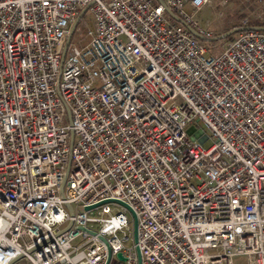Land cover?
<instances>
[{
	"label": "built area",
	"instance_id": "1",
	"mask_svg": "<svg viewBox=\"0 0 264 264\" xmlns=\"http://www.w3.org/2000/svg\"><path fill=\"white\" fill-rule=\"evenodd\" d=\"M215 2L0 0V264H137L118 202L140 264H264V0Z\"/></svg>",
	"mask_w": 264,
	"mask_h": 264
},
{
	"label": "rangeland",
	"instance_id": "2",
	"mask_svg": "<svg viewBox=\"0 0 264 264\" xmlns=\"http://www.w3.org/2000/svg\"><path fill=\"white\" fill-rule=\"evenodd\" d=\"M217 3L218 0H216L215 4H213L211 8L207 7L203 9L197 14L196 19L202 28L213 32L216 36H220L228 33L229 31L235 30L238 27L241 16L235 5L231 4L227 6H218ZM219 13H221L222 17L218 16ZM210 144V140H207L204 142L203 146L207 148ZM115 213L116 212L113 211L112 214ZM124 231L126 236L131 234L130 240L125 243V248L127 250L135 251L132 224ZM117 235L122 236L120 233ZM20 242L22 244L27 243V239H22ZM237 264H244V259H238Z\"/></svg>",
	"mask_w": 264,
	"mask_h": 264
},
{
	"label": "water",
	"instance_id": "3",
	"mask_svg": "<svg viewBox=\"0 0 264 264\" xmlns=\"http://www.w3.org/2000/svg\"><path fill=\"white\" fill-rule=\"evenodd\" d=\"M176 19H178L176 16H174ZM263 30H264V28H262ZM72 30H73V28H72ZM240 30H244V29H241V28H236L235 30H232V31H229L228 33H226V34H223L222 35V37L223 38H227V37H230V36H232L233 34H235L236 32H238V31H240ZM192 33L195 35V36H197L198 38H200V39H202L201 37H200V35L198 34V33H196L195 31H193L192 30ZM109 202H117V201H110V200H106V201H103V202H101V203H98V204H96V205H94V206H90V207H86V208H84V210L85 211H88V210H90V209H92V208H95V207H97V206H100V205H102V204H105V203H109ZM119 204H121V205H123L128 211H129V213H130V215H131V218H132V228H133V241H134V243H136L137 242V220H136V216H135V213L126 205V204H124V203H120V202H118ZM68 209H70L69 207H68ZM78 230H80V231H86V229H84V228H77ZM90 234H92V235H94V233H92V232H89ZM103 241H104V239H102ZM35 250H37V247L35 248ZM135 251H136V257H137V264H140L141 263V259H140V253H139V250H138V248L136 247V249H135ZM109 257H110V254H109V252H108V257H107V259L109 260ZM117 258L119 259V260H121V261H124V260H126L124 257H123V255L121 254V253H118L117 254Z\"/></svg>",
	"mask_w": 264,
	"mask_h": 264
},
{
	"label": "trees",
	"instance_id": "4",
	"mask_svg": "<svg viewBox=\"0 0 264 264\" xmlns=\"http://www.w3.org/2000/svg\"><path fill=\"white\" fill-rule=\"evenodd\" d=\"M260 26V25H259Z\"/></svg>",
	"mask_w": 264,
	"mask_h": 264
}]
</instances>
